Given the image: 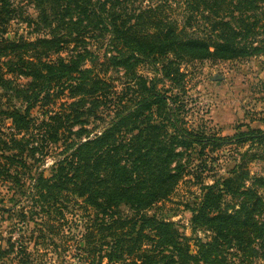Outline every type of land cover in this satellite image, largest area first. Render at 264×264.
<instances>
[{
    "label": "trees",
    "instance_id": "16d2710c",
    "mask_svg": "<svg viewBox=\"0 0 264 264\" xmlns=\"http://www.w3.org/2000/svg\"><path fill=\"white\" fill-rule=\"evenodd\" d=\"M145 2L0 0V88L21 101L0 111L17 132L0 129V177L23 183L18 167L54 156L50 175L39 167L24 195L49 218L64 215L68 197L93 212L81 242L89 264H263L264 177L251 176L248 153L212 184L204 173L207 148L258 141L264 131L209 136L205 124L188 125L184 102L168 93L184 91V64L263 56L264 0H184L183 21L169 0ZM196 16L209 23L202 36L188 30ZM16 22L37 36H11ZM164 81L172 88H159ZM35 107H46L42 120L31 118ZM189 175L201 190L187 205L191 230L204 237L150 214ZM11 241L0 244V258L15 251ZM17 257L30 264L24 244Z\"/></svg>",
    "mask_w": 264,
    "mask_h": 264
},
{
    "label": "rangeland",
    "instance_id": "374dc122",
    "mask_svg": "<svg viewBox=\"0 0 264 264\" xmlns=\"http://www.w3.org/2000/svg\"><path fill=\"white\" fill-rule=\"evenodd\" d=\"M157 1L159 0H146L145 4ZM169 4L173 6V15L183 21L184 0H169ZM190 23L188 30L194 35L202 36L210 29L209 23L199 16ZM180 24L183 25L184 22ZM14 25L11 36H15L17 32L26 38L37 36L31 34L25 22H16ZM63 55L66 57L67 53ZM181 70L186 74L184 91L174 87L168 94L179 95L184 102L183 117L188 125L197 127L205 124L209 136L222 138H234L250 129L264 131V55L240 61L191 62L184 64ZM140 73L146 74L147 67H141ZM122 74L123 72L116 74L115 77ZM121 83L122 81L116 83L119 91ZM170 86L172 88L171 83L164 81L159 88ZM5 93L0 88V111L9 112L14 105L19 106L21 101L16 100V95L8 97L4 96ZM59 107L53 105L50 109L55 111ZM45 108H33L31 118L42 120L44 111L47 110ZM0 129L7 135L17 133L12 122L5 118H0ZM31 133L32 131L26 132V137L29 138ZM20 136L21 134L18 137ZM197 152L198 148L191 150L192 169L198 164ZM206 152L209 158H213L208 160L209 173H204V176H208L205 179L207 184L213 183V176L227 175L229 169L240 164V157L244 153H248L246 160L251 176L264 177V138L244 145L228 144L215 152L209 147ZM44 160L42 166L35 164L18 167L23 183L17 184L9 177H0V206L5 208L0 210V244L6 249L8 240L11 239V243L15 245V251L7 254L5 259L0 258V262L18 264L17 252L24 244L30 264H89L83 258L84 244L81 242L86 232L84 224L92 218L93 212L84 207L81 209L75 198L68 197L61 203L62 206H68L64 215L49 218L31 195H24V191H33L32 178L39 167V172L50 175L49 168L54 164L55 157L48 156ZM27 162L32 163L29 159ZM196 182V178L187 176L175 194L154 207L150 214L179 223L189 237H204L202 232L193 234L190 225L192 214L187 207L194 206L200 200V185ZM262 194L264 196V188ZM103 264H107V260Z\"/></svg>",
    "mask_w": 264,
    "mask_h": 264
}]
</instances>
